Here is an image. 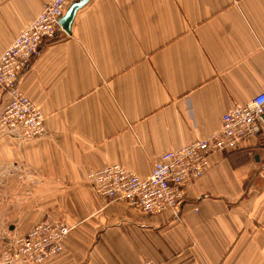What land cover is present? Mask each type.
<instances>
[{
    "label": "crops",
    "instance_id": "0c3cea01",
    "mask_svg": "<svg viewBox=\"0 0 264 264\" xmlns=\"http://www.w3.org/2000/svg\"><path fill=\"white\" fill-rule=\"evenodd\" d=\"M48 2L0 0V54ZM19 89L46 132H0V176L38 194L6 243L51 217L70 232L43 264H264V134L213 154L184 187L178 219L143 216L85 184L113 164L148 177L163 153L211 136L264 91V0H89Z\"/></svg>",
    "mask_w": 264,
    "mask_h": 264
},
{
    "label": "built area",
    "instance_id": "2783aa9c",
    "mask_svg": "<svg viewBox=\"0 0 264 264\" xmlns=\"http://www.w3.org/2000/svg\"><path fill=\"white\" fill-rule=\"evenodd\" d=\"M75 1L49 0L0 54V97L9 98L0 110V129L11 139L30 141L45 135V116L21 92L19 79L40 55L43 45L55 37L60 18ZM263 115L264 91L249 103L235 105L224 113L219 130L211 136L163 153L148 177L113 164L87 174L85 184L100 199L123 203L143 216L168 213L178 219L185 201L184 187L205 173L213 154L233 150L244 140L264 134ZM69 232L64 219L46 218L24 236L5 244L3 264H43L61 254Z\"/></svg>",
    "mask_w": 264,
    "mask_h": 264
},
{
    "label": "rangeland",
    "instance_id": "374dc122",
    "mask_svg": "<svg viewBox=\"0 0 264 264\" xmlns=\"http://www.w3.org/2000/svg\"><path fill=\"white\" fill-rule=\"evenodd\" d=\"M0 132L3 133V136L9 137L1 129ZM12 180L13 178L10 175L7 176L6 174L4 177L0 176V196H2V194L4 196L3 201H0V264H3L4 261L5 240L9 236L8 225L12 222L11 220H15L18 213L21 214L19 215L20 218H25L37 205L34 198L38 197V194L27 193L26 187L22 182L13 184ZM6 185L10 186L8 188L9 190H5L6 192L1 193L2 186L6 189Z\"/></svg>",
    "mask_w": 264,
    "mask_h": 264
},
{
    "label": "water",
    "instance_id": "95a60500",
    "mask_svg": "<svg viewBox=\"0 0 264 264\" xmlns=\"http://www.w3.org/2000/svg\"><path fill=\"white\" fill-rule=\"evenodd\" d=\"M89 0H78L74 3H72L69 8L66 10L65 14L60 18L59 25L62 28V30L70 34V28L71 24L73 22V19L79 9L84 7ZM263 121H264V115H263Z\"/></svg>",
    "mask_w": 264,
    "mask_h": 264
}]
</instances>
